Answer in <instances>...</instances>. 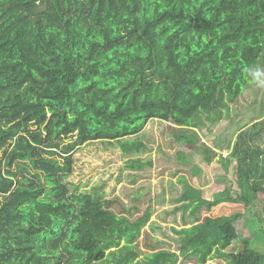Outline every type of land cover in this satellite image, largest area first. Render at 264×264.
I'll list each match as a JSON object with an SVG mask.
<instances>
[{
  "label": "trees",
  "instance_id": "1",
  "mask_svg": "<svg viewBox=\"0 0 264 264\" xmlns=\"http://www.w3.org/2000/svg\"><path fill=\"white\" fill-rule=\"evenodd\" d=\"M263 53L264 0H0V264H100L123 240L131 264L149 211L132 221L116 214L131 213L117 197L72 194L76 151L97 141L140 151L137 137L158 120L177 129L176 156L191 162L195 117L217 122ZM250 155L221 199L187 186L175 202L191 227L173 229L174 252L145 241L142 264H206L216 253L264 264L236 228L257 206L264 236V149Z\"/></svg>",
  "mask_w": 264,
  "mask_h": 264
},
{
  "label": "rangeland",
  "instance_id": "2",
  "mask_svg": "<svg viewBox=\"0 0 264 264\" xmlns=\"http://www.w3.org/2000/svg\"><path fill=\"white\" fill-rule=\"evenodd\" d=\"M259 73V75H257ZM250 84L243 92V97L235 103L226 102L219 120L210 123L204 115L196 120L201 123L193 129L199 136L196 150L190 153L189 163L179 160L176 149L180 146L175 140L179 136L177 129L169 124L153 120L147 123L143 133L137 137L144 144L140 151L124 154L119 142H93L80 147L75 155L74 172L67 179L72 194H101L104 199L119 198L130 214H122L119 207L116 214L135 220L146 210L149 219L141 231L133 251L136 259L131 264H142L148 250L145 241L159 248L175 251V241L179 238L173 229L191 227L188 213L183 215L177 208L181 203L175 202L187 186L200 198L207 201L221 199V193L229 183L237 180L238 163H249L252 152L264 149V53L251 71ZM259 131L260 135L255 133ZM260 136V139L259 137ZM136 139V138H135ZM134 139H127L130 142ZM122 141V142H125ZM248 155L245 162L243 154ZM261 160V157H258ZM131 160L151 162V167L133 171L127 167ZM227 162V171L221 162ZM245 165V166H246ZM235 188V187H234ZM135 208L142 210L137 213ZM204 210L201 211L204 214ZM257 206L248 210L242 222L236 225L241 231V241H247L250 248L264 254V236L258 231L256 215ZM187 219L184 226L182 217ZM126 242L120 244V252L112 255L100 264H124ZM239 248V247H238ZM177 264H182L180 257ZM192 264V263H185ZM206 264H229L228 260L216 254Z\"/></svg>",
  "mask_w": 264,
  "mask_h": 264
},
{
  "label": "clouds",
  "instance_id": "3",
  "mask_svg": "<svg viewBox=\"0 0 264 264\" xmlns=\"http://www.w3.org/2000/svg\"><path fill=\"white\" fill-rule=\"evenodd\" d=\"M257 75H259V73H257Z\"/></svg>",
  "mask_w": 264,
  "mask_h": 264
}]
</instances>
